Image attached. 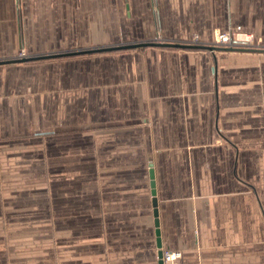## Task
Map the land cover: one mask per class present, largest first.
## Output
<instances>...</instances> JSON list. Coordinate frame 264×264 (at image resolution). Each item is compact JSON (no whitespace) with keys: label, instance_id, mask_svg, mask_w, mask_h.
<instances>
[{"label":"crops","instance_id":"crops-1","mask_svg":"<svg viewBox=\"0 0 264 264\" xmlns=\"http://www.w3.org/2000/svg\"><path fill=\"white\" fill-rule=\"evenodd\" d=\"M236 26L264 46V0H0V57L210 43ZM2 94L0 259L158 264L153 169L161 247L177 264H264V52L0 65Z\"/></svg>","mask_w":264,"mask_h":264},{"label":"water","instance_id":"water-1","mask_svg":"<svg viewBox=\"0 0 264 264\" xmlns=\"http://www.w3.org/2000/svg\"><path fill=\"white\" fill-rule=\"evenodd\" d=\"M146 47H155V48H171V49H181V50H207V51H242V52H264V49H240V50H231V49H219L216 47L211 46H200V45H189L184 43H174V42H164V43H156V42H139V43H131L125 45H117V46H110V47H102V48H95V49H83L78 51L72 52H62V53H54V54H44L38 55L33 57H25L21 59H13L7 61H0V65L6 64H15V63H25L31 61H40V60H48V59H55L61 57H68V56H76V55H86V54H94V53H103V52H111V51H119V50H129L135 48H146ZM149 178H150V187H151V195H152V206L154 208V217H155V228H156V245L157 249L161 248V242L159 238V231H158V220H157V200L155 198V183H154V172L153 169H149ZM158 264H162L161 252L158 251Z\"/></svg>","mask_w":264,"mask_h":264},{"label":"built area","instance_id":"built-area-1","mask_svg":"<svg viewBox=\"0 0 264 264\" xmlns=\"http://www.w3.org/2000/svg\"><path fill=\"white\" fill-rule=\"evenodd\" d=\"M151 42L164 43L163 39L160 36H156L151 39ZM189 45H199L200 40L198 34L194 33L190 39L187 41ZM207 46L216 47L219 49H231V50H240V49H254L255 46H258V42L254 41V36L251 33L244 32L240 26L229 27L226 31H216L212 42L206 43ZM25 58L24 54L18 59ZM161 252V262L162 264H177L181 258V253L179 251H173L169 249L159 248L157 249ZM157 261H159L157 256Z\"/></svg>","mask_w":264,"mask_h":264},{"label":"rangeland","instance_id":"rangeland-1","mask_svg":"<svg viewBox=\"0 0 264 264\" xmlns=\"http://www.w3.org/2000/svg\"><path fill=\"white\" fill-rule=\"evenodd\" d=\"M156 37V36H155ZM154 37V38H155ZM153 39V38H152ZM164 41V40H163ZM254 41L255 42H257V40L255 39V37H254ZM143 42H151V39H149V40H147V41H143ZM166 42V41H165ZM132 43H139V42H132ZM174 43H184V44H187L188 42L187 41H183V42H174ZM125 44H131L130 42H127V43H123V44H116V45H112V46H117V45H125ZM263 43H260V42H258V46H255V48L254 49H264V46L262 45ZM5 45H7V44H5ZM200 46L202 45H204V46H207V44L206 43H203V42H201L200 41V44H199ZM110 47V46H109ZM253 49V48H252ZM9 52L8 50H7V48H5L4 49V51H3V53H5V52ZM237 52H242V51H237ZM16 53V54H15ZM15 55H13V56H4V57H0V61H7V60H13V59H18L20 56H21V54H24L25 55V57H33V56H38V54H29L28 53V51H27V49H25L24 47H22V48H20V47H16V49H15ZM5 65V64H4ZM7 65V64H6ZM2 96H4L3 94L2 95H0V99L2 98ZM57 260H58V258H57V253L55 254L54 252H53V256L51 257V260H50V262H45V263H34V264H58L57 263ZM5 261V264H26V263H22V261H19L18 259H10V257H9V259H5V260H2V259H0V264H4L3 262Z\"/></svg>","mask_w":264,"mask_h":264}]
</instances>
